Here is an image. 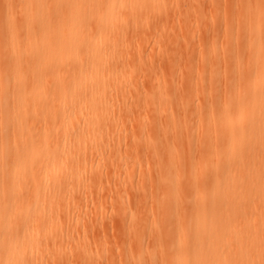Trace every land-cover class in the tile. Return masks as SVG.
I'll list each match as a JSON object with an SVG mask.
<instances>
[{
    "label": "bare ground",
    "instance_id": "1",
    "mask_svg": "<svg viewBox=\"0 0 264 264\" xmlns=\"http://www.w3.org/2000/svg\"><path fill=\"white\" fill-rule=\"evenodd\" d=\"M159 1L0 0V264L68 259L56 245L64 230H54L75 208L69 201L61 204L67 194L79 190L88 168L103 159L104 144L96 137L119 84L113 68L117 38L127 32L124 16L151 18L162 6ZM237 2L243 18L239 27L254 47V65L252 71L237 66V96L226 89L219 98L213 89L205 104L211 118H218L213 122L219 134L208 131L201 138L212 175L196 170L185 174L189 163L176 150L168 159L160 154L166 137L147 139L159 187L153 191L159 223L153 238L164 243V252L136 253L130 264L264 260V228L252 224L257 201L264 212V14L261 0ZM228 46L229 51L239 50L236 42ZM246 83L250 87L245 91ZM165 98L159 85L146 95V100L160 103ZM170 125L175 139L184 141L189 135L187 127L181 135L175 132V120ZM225 143L222 159L218 153ZM190 189L193 200H188ZM189 202L195 207L192 222L180 217ZM220 210L222 218L216 219ZM6 219L16 223L12 242H6ZM142 221L132 219L131 228L138 231ZM172 223L180 227L177 240L168 231ZM37 224L43 225L31 230Z\"/></svg>",
    "mask_w": 264,
    "mask_h": 264
},
{
    "label": "rangeland",
    "instance_id": "2",
    "mask_svg": "<svg viewBox=\"0 0 264 264\" xmlns=\"http://www.w3.org/2000/svg\"><path fill=\"white\" fill-rule=\"evenodd\" d=\"M159 3L162 6L155 15L160 14L161 19L152 15L141 21L139 17L124 16L127 32L117 38L118 60L113 68L119 84L96 137L97 143L104 144L103 159L88 168L80 189L67 194L61 203L69 201L75 206L54 230H64L56 245L57 252L68 259L50 264H130L136 253L160 256L164 252V243L153 238L159 226L153 191L159 187L154 177L156 163L146 148L150 141L147 139L166 137L160 154L168 159L170 151L176 150L189 163L185 174L196 170L212 175L206 166L209 156L201 146V138L208 131L219 134L218 124L213 122L218 118H211L205 104L212 100L213 89L219 98L226 89L237 96V66L252 71L254 47L248 45V32L239 27L243 18L237 0ZM260 13L264 14L262 8ZM136 22L139 23L133 28L132 23ZM235 42L239 44L237 53L228 50V45ZM231 68L233 73L229 75ZM187 76H192L191 80ZM247 78L250 77L244 76ZM224 79H228L227 84ZM153 85H159L166 93L161 103L146 100ZM249 87L248 83L243 86L245 91ZM170 119L175 120L178 135L183 127L188 128L184 141L172 135ZM225 146L226 143L218 153L222 159ZM192 190L188 200L195 197ZM254 209L257 220H252L253 226L264 228V216L259 218L264 214L260 201ZM194 210L190 202L182 206L181 219L192 222ZM215 218H222L221 210ZM132 219L143 220L138 231L131 228ZM5 223L9 224L6 242H12L16 240V223L7 219ZM168 231L176 240L181 236L180 227L174 223ZM186 241L185 247H189L191 237L187 235Z\"/></svg>",
    "mask_w": 264,
    "mask_h": 264
},
{
    "label": "snow or ice",
    "instance_id": "3",
    "mask_svg": "<svg viewBox=\"0 0 264 264\" xmlns=\"http://www.w3.org/2000/svg\"><path fill=\"white\" fill-rule=\"evenodd\" d=\"M261 8L264 10V0H261ZM261 264H264V260L261 261Z\"/></svg>",
    "mask_w": 264,
    "mask_h": 264
}]
</instances>
